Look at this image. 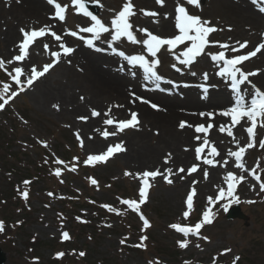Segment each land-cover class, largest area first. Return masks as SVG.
<instances>
[{
  "label": "rangeland",
  "instance_id": "obj_1",
  "mask_svg": "<svg viewBox=\"0 0 264 264\" xmlns=\"http://www.w3.org/2000/svg\"><path fill=\"white\" fill-rule=\"evenodd\" d=\"M111 2L115 5L111 6L110 11L115 14L121 9L124 0L103 1L106 5ZM113 7L119 9L113 11ZM205 7V0H201L200 8L206 9ZM52 9H49L50 15ZM98 11L100 12L96 8L97 14ZM206 14L215 20L214 11L209 12L207 9ZM5 18L9 16L4 14L0 17V58L8 61L12 57L4 48L7 42L5 34L9 31L4 26ZM131 21L138 25L136 19ZM174 34L175 29L171 34L161 37H171ZM21 39L18 31L16 43ZM211 40L224 41L221 37H213ZM218 51L219 48L212 52ZM251 51V48H244L239 53L229 52V55L247 54ZM162 52L164 54L161 53L160 56L169 55ZM133 54H137L136 50ZM51 61L52 59L47 58L35 66L41 70L44 64ZM250 61L252 60L241 66L243 71L250 72L252 68L264 70V56L262 67ZM165 66L170 68V64ZM15 67V63L6 64L8 71ZM57 75L58 69L55 66L45 75L47 78L44 81L52 84L59 78ZM3 82L9 83L11 90H16L6 71L0 69V88ZM256 87L264 91V86ZM34 92L31 87L20 93L0 114V200H5V205L0 204V216L8 213L12 217L10 226H14L11 230L4 223L5 230L0 232V249L5 254V264H37V261L38 264H185V261L190 264H264V192L260 191L259 183L248 176L247 172L250 186H242L233 191V195L238 196L239 203H231V197H228L215 205H209L206 198L195 196L194 210L187 220L183 218V212L187 210L185 201L189 192L165 183L152 184L148 201L141 206L151 227L142 231L143 222L139 216L120 203L121 199L139 200V181L133 176L124 175L126 171L135 174V170L127 167L120 156L96 166L84 164L88 155L104 153L109 145L118 142L103 143L97 148H90L84 143L82 148L77 140L79 130L75 122L60 115L53 108V102H48L44 108L38 106L32 99ZM73 118L77 123L74 115ZM255 131V146L247 149L243 163L250 170L258 162L257 174L264 182V149L259 147L260 140L264 139V127L258 124ZM57 158L65 163L57 165ZM74 158L79 159L75 164L77 170L72 172L69 169L74 164L69 160L73 161ZM40 164L44 167L42 170L38 169ZM82 166L87 168L81 169ZM56 168L62 173L59 178L53 174ZM37 176L40 179L35 180ZM52 177L56 179L52 180L56 186L46 184ZM91 179H95L97 185H92ZM25 180L31 181L27 188L23 184ZM18 187L21 192L29 191V199L21 208L12 207L10 200L13 190ZM49 192L53 196L50 197ZM73 193L86 200L82 199L72 205L67 199ZM248 201L254 203L250 204ZM67 203L71 205L70 208L64 214H59L62 211L61 205ZM84 203L85 207L80 206ZM225 204L229 205V209L237 205L244 220L227 219V212L223 210ZM101 205H110L125 214L118 216L109 213ZM209 207L212 208L210 215L213 216V223L201 229L200 237L190 235L189 246L181 249L178 241L184 239L183 235L169 226L173 223L194 226ZM77 217L81 219L77 220ZM64 231L69 236L72 235L68 241L62 240ZM145 235L146 248L132 246L139 244L140 238ZM125 237L126 243L122 245L120 241ZM58 252L64 253L60 259L56 258L55 253ZM80 252L85 253L82 261H79ZM35 256L38 258H34ZM236 257L239 259L236 260Z\"/></svg>",
  "mask_w": 264,
  "mask_h": 264
},
{
  "label": "bare ground",
  "instance_id": "obj_2",
  "mask_svg": "<svg viewBox=\"0 0 264 264\" xmlns=\"http://www.w3.org/2000/svg\"><path fill=\"white\" fill-rule=\"evenodd\" d=\"M103 1L105 0H100V3H103ZM133 2L136 9L155 10L160 13L158 24L152 23L151 18L138 14L131 18V20L136 19L138 22V25L134 23V26L147 28L159 36H166L167 33L171 34L173 32L176 0H166L164 7L156 5L154 0H133ZM205 2L206 9H195V7L189 6V12L210 20L212 26L222 29L211 34L210 40L213 37H221L224 40L223 43L232 45H235L236 41H247L245 48H251L252 51L264 40V36H262L264 34V14L259 11V6L251 3V0H205ZM67 4L70 5V1ZM102 5L103 7L99 8L100 12L98 11V17L110 25V19L114 15L110 8L115 3L111 2L108 5L103 3ZM49 9L48 4L42 0H19V2L17 0H0V17L4 14L9 16V18L4 19V23L6 22L4 26L6 25L7 30H9L5 34L7 42L4 45L8 55L13 57L18 54L15 39L21 28H39L43 25H52L57 34L63 35L65 28L76 30L77 24L85 26L89 23L87 18L77 15L71 5L68 8L64 23L50 20ZM118 9L119 7H113L115 11ZM207 9H209V12L214 11L215 20H212L206 14ZM165 14L168 15L167 19L164 18ZM140 23L141 25H139ZM229 29L231 30L229 31ZM81 35L89 36V34L83 33ZM105 35L107 36V34ZM63 40L67 46L74 47L76 51L70 57L61 58V62L56 65L59 78L54 80L52 84H47L44 81L47 78L46 76L33 84L32 91L35 92L32 99L38 106L44 108L48 102L58 105L59 110L53 108L63 117L75 122L80 137L90 148H97L102 146L103 143L111 141L123 142L126 151L119 153L118 156L122 157L126 166L135 170V173L157 168L163 171L168 167L174 170L180 167L187 169L193 164L200 163L195 160L194 156V147L199 143L193 139L196 135L194 130L190 128L181 130L179 122L183 120L193 125L201 123L206 125L208 122L207 117L201 119L193 113L202 111L219 112L227 108L231 101L230 88L225 81L215 75L218 69L207 56L198 58V63L192 66L191 70L197 72L195 77L189 75V70L186 68L182 75L175 72L171 67L165 66L174 62L170 54L160 56L163 66L159 71L165 78L171 79L180 85L185 83L192 85L189 88H172L170 85H162L167 90L160 92L151 90L152 85L145 87V81H143L139 70H137L138 74L134 80L126 66V62L113 55L110 50L97 53L85 47L82 41L67 35H63ZM44 43L49 44L50 51H59V42L55 41L50 35L45 36L29 48V58L23 62H17L18 66H22L26 72H30V66L38 65L39 61L47 58L53 59L50 52L44 51ZM97 45L107 49V45L104 43L97 42ZM117 47L127 54H133L135 50L137 54L142 51L140 46L138 50V46L127 43L117 45ZM214 49H218V47H211L206 51L212 52ZM263 56L264 49L256 57H252L250 63L253 64L254 62L262 67ZM121 66H124L123 71H121ZM252 71H258V74L249 77V80L252 84L263 88L264 70L252 68L250 72ZM205 72L209 74L207 83L210 86L207 99L202 98L200 89L196 87V85L203 83L202 74ZM21 79L23 80L25 77L22 76ZM132 93L156 103L164 111L158 112L148 105L140 103L139 100L134 99ZM81 97L84 99L81 100ZM117 105H122V107H116ZM93 109L99 111L101 115L92 117L91 111ZM109 109H111V117L115 120L129 119L130 112H137L141 121L140 130H132L128 134L121 133L117 136H109L108 140H105L101 134L102 131L108 130L111 132L115 130L114 125L109 126L103 123V120L108 118L104 116V113L108 112ZM73 115L77 119V123L74 118L72 119ZM79 117H88V120L84 122ZM228 120L230 118L217 116L213 123L220 125ZM234 134L240 140L241 146L248 143L246 132L240 125L234 128ZM209 139L214 142L220 152V156L216 159L221 162L228 159V164L215 167L202 165L201 169H198L192 175L185 176L181 173L173 176L171 178L174 183L171 186L189 192L191 186L195 184L196 196L206 199L209 197L215 198L219 193V188L224 187L226 189L223 177L227 172L246 177L243 182L237 185V189L242 186H250L246 172L237 169L232 157L227 155L228 149L237 150L231 143L232 138L227 137L226 133H219L217 128H214L209 134ZM186 148L188 151H185ZM169 153H171L172 158L168 164H164V158ZM204 167H207L209 172L206 179L203 175ZM181 176H184V178L181 179ZM155 183L163 184L166 182L161 177H157L155 181L151 182V185Z\"/></svg>",
  "mask_w": 264,
  "mask_h": 264
},
{
  "label": "snow or ice",
  "instance_id": "obj_3",
  "mask_svg": "<svg viewBox=\"0 0 264 264\" xmlns=\"http://www.w3.org/2000/svg\"><path fill=\"white\" fill-rule=\"evenodd\" d=\"M17 2H19V0H17ZM154 2L156 5L164 7L166 0H154ZM46 3L54 9V12L49 16L50 20L64 23L70 5L77 15H82L83 18H87L89 22L88 24L85 26L77 24L76 30L65 28L63 35L71 36L82 41L85 47L97 53L110 50L113 55L126 62V66L133 77L137 76V70H139L143 81H145V87L147 85H152L153 87L151 90L153 91H166L167 89L162 87V85H170L172 88L192 87V85L188 83L183 85L177 84L175 81L165 78L160 73L159 69L162 68L163 63L159 54L162 51H165L172 56L174 62L170 64V67L175 72L183 75L184 69L186 68L189 70L188 74L193 77L197 76V72L191 70L192 66L198 63V58L207 56L218 69L215 75L225 81L230 88L231 101L227 108L220 110L219 112L202 111L199 113H193V115H198L201 119L207 117L208 122L206 125L204 123L193 125L188 121L183 120L179 122V128L181 130L186 128L194 130L196 135H194L193 139L199 142L194 148V156L195 160L200 163L193 164L187 169L180 167L174 170L173 168L168 167L163 171L157 168L155 170H145L142 173L133 174L127 171L124 173L125 176H133L134 179L139 181V200L121 199L120 203L126 205L127 209L139 216V219L143 222L142 231H146L150 228L151 224L143 215L141 206L147 203L151 182L155 181L157 177H161L168 185H172L174 180L171 177L181 173L185 176L192 175L193 173H196L198 169H201L202 165L215 167L217 165L226 166L228 164V159H224L223 162L216 159V157L220 156V152L214 142L209 139V134L214 128H217L219 133H226L227 137L232 138L231 143L237 150L228 149V157H234L235 167L243 172H247L248 176L253 177V179L259 183L260 191L264 192V182L261 181V176L257 174L259 163L257 162V166L250 170L247 169L246 165L243 163V157L245 156L247 149H252L255 146V130L257 129L258 124L260 127H264V91L256 87V85L252 84L249 80V77L257 75L258 71L245 72L241 67H238V65L248 61L250 58L256 57L257 54L264 49V40L256 46L255 50L247 54L230 56L229 52L239 53L241 49H244L247 46L248 42L236 41L235 45H232L210 40L209 37L211 34L221 31L222 29L212 26L210 20L203 19L202 17L190 14L189 12V6L199 9L201 7V0H176V6L174 9V29L176 34L171 37H161L147 28L134 26L131 22L132 17L142 14L144 17L151 18L152 23L158 24L160 13L155 10L136 9L133 0H124L121 9L118 12H115L110 19V25L106 24L98 17V15L94 14L93 11L89 10L88 3H92L97 7H103L100 0H70V5L67 3L62 5L58 0H46ZM251 3L259 6V11L264 13V0H251ZM164 18L167 19L168 15L165 14ZM230 30L231 29H229V31ZM20 33L22 39L17 44L18 54L14 55L8 61H4L0 58V69L6 71L16 87V90H11V85L9 83H2V88H0V110L5 109V106L8 105L11 100L17 97L20 93L25 92L28 88H31L37 80L49 73L52 68L61 62L62 57H70L76 51L74 47L67 46L63 40V35L57 34L53 30L52 25H43L39 28H21ZM82 33L89 34V36L86 37L85 35H81ZM105 34H107V36ZM49 35L55 41L59 42V51H50L49 44H43L44 51L50 52V55L53 58L50 63L44 64L41 70H38L35 65H32L30 66V72H26L22 66H17L11 71L7 70L6 64L10 65L28 59L30 55L29 48L37 40ZM262 36H264V34H262ZM97 42L106 44L107 49L99 47ZM125 43L133 46H140L142 51L138 54H127L124 50L117 47V45ZM181 46L184 47L181 48ZM211 47H218L220 51L215 53L206 51ZM123 70L124 66H121V71ZM22 76L25 77V80L21 79ZM202 79L203 83L196 85V87L200 89L202 98L207 99L210 88L207 83L209 74L207 72L203 73ZM132 95L135 100H139L140 103L148 105L153 110L158 112L164 111V109L156 103L136 96L135 93H132ZM83 99L84 98L81 97V100ZM53 107L59 110L58 105H53ZM116 107H122V105H117ZM100 115L101 113L99 111L94 109L91 111L92 117H99ZM129 115V119L115 120L111 117V109H109L108 112H105L104 116L108 118L104 119L103 123L109 126L114 125L115 130L111 132L104 130L101 133L102 136L107 139L109 136H117L124 133L126 130L139 131L141 121L139 120L138 113L132 111ZM217 116L230 118V120L220 125H215L213 121ZM79 119L87 122L88 117H79ZM237 125H240L246 132L248 143L244 146H241L240 140L234 134V128ZM76 135L77 140L80 142V146L83 148V139L80 137L79 133ZM44 146L47 147V144H44ZM259 147L264 149V139L260 140ZM125 151L126 148L124 147L123 142L109 145L104 153L88 155L84 164L86 166L103 164L114 154ZM185 151H188V149L186 148ZM171 158V153L167 154L164 158V164H168ZM55 163L61 165L65 162L57 158ZM69 170L75 172L77 170L75 164ZM53 174L57 178L62 175L59 168H56ZM203 175L205 179L208 177L209 172L207 167L203 168ZM183 178L184 176H181V179ZM245 178L244 175L227 172L223 177L224 182L226 183V189L224 187L219 188V193L215 198L209 197L207 199L208 204L215 205L218 201H221L226 197H231V203L233 204L239 203V198L238 196L233 195V191L237 188L239 183L245 180ZM60 182L63 183V180ZM90 182L92 185H97L98 183L95 179H91ZM30 183L31 181L29 180L23 181L25 188H27ZM17 191L20 192L19 187L17 188ZM20 195L25 202L29 199V191L27 190L20 192ZM48 195L51 197L53 196V193L49 192ZM196 195L197 190L195 184H193L186 196L185 203L187 210L183 212V218L185 220L189 218L190 213L194 210V197ZM248 203L251 204L254 203V201H248ZM101 207L105 208L107 212L115 213L118 216L125 214L110 205H101ZM223 210L228 212L229 205H223ZM211 212L212 208L209 207L202 213V219L195 223L194 226H182L179 223H173L169 226L176 233L183 235L184 239L178 241V246L181 249H186L189 246L190 241L188 237L190 235L200 237L201 229L205 225L213 223V216L210 215ZM80 219V217H77V220ZM108 226L110 227L111 225ZM4 230L5 225L0 221V232H3ZM69 239V233L66 231L62 232V240L68 241ZM126 240L127 237L122 239L120 243L123 245L126 243ZM146 240L147 236H142L140 238V243L132 246L136 248H146V245L144 244V241ZM196 246L199 247V245ZM84 255V252L79 253V256L81 257ZM63 256V252L56 254L57 259H60ZM235 259L238 260L239 257H236ZM185 264H190V262L185 261Z\"/></svg>",
  "mask_w": 264,
  "mask_h": 264
},
{
  "label": "water",
  "instance_id": "obj_4",
  "mask_svg": "<svg viewBox=\"0 0 264 264\" xmlns=\"http://www.w3.org/2000/svg\"><path fill=\"white\" fill-rule=\"evenodd\" d=\"M236 212L231 211L229 218H234L236 217ZM5 263V256L0 252V264H4Z\"/></svg>",
  "mask_w": 264,
  "mask_h": 264
}]
</instances>
